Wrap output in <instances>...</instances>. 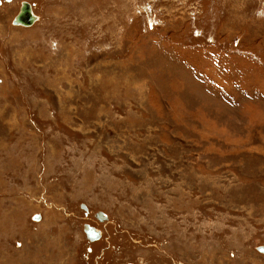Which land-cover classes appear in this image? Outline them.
Segmentation results:
<instances>
[{
  "label": "rangeland",
  "instance_id": "rangeland-1",
  "mask_svg": "<svg viewBox=\"0 0 264 264\" xmlns=\"http://www.w3.org/2000/svg\"><path fill=\"white\" fill-rule=\"evenodd\" d=\"M0 264H264V0H0Z\"/></svg>",
  "mask_w": 264,
  "mask_h": 264
},
{
  "label": "water",
  "instance_id": "water-1",
  "mask_svg": "<svg viewBox=\"0 0 264 264\" xmlns=\"http://www.w3.org/2000/svg\"><path fill=\"white\" fill-rule=\"evenodd\" d=\"M31 10V5L29 3L22 2L20 9L12 22L13 25H21L25 27L32 26L37 21V18L32 14ZM98 218H100V216ZM83 231L87 238L92 241L98 239L100 236L99 232L88 224L84 225Z\"/></svg>",
  "mask_w": 264,
  "mask_h": 264
},
{
  "label": "bare ground",
  "instance_id": "bare-ground-1",
  "mask_svg": "<svg viewBox=\"0 0 264 264\" xmlns=\"http://www.w3.org/2000/svg\"><path fill=\"white\" fill-rule=\"evenodd\" d=\"M19 9H20V8H19ZM31 9H32V10H31V11H32V14H34V13H33V8H32V6H31ZM34 16L36 17L35 14H34ZM36 18H37V17H36ZM37 19H38V18H37ZM17 26H21V25H17ZM21 27H25V26H21Z\"/></svg>",
  "mask_w": 264,
  "mask_h": 264
}]
</instances>
